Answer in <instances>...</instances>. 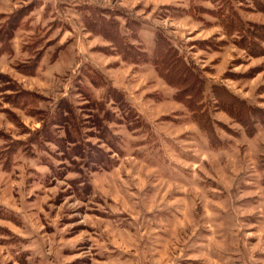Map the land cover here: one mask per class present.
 <instances>
[{"label": "rangeland", "instance_id": "rangeland-1", "mask_svg": "<svg viewBox=\"0 0 264 264\" xmlns=\"http://www.w3.org/2000/svg\"><path fill=\"white\" fill-rule=\"evenodd\" d=\"M232 12L240 33L226 28ZM13 16L0 56V264H111L117 252L202 263L210 246L238 245L243 264H264V0H0V31ZM62 99L82 157L52 126ZM45 121L64 149L38 133ZM97 148L111 167L84 165Z\"/></svg>", "mask_w": 264, "mask_h": 264}, {"label": "trees", "instance_id": "trees-1", "mask_svg": "<svg viewBox=\"0 0 264 264\" xmlns=\"http://www.w3.org/2000/svg\"><path fill=\"white\" fill-rule=\"evenodd\" d=\"M258 7H260V6H258ZM18 20H19L18 25L13 26L16 23V21H18ZM224 22H226V28L229 30V32L237 31V32L240 33V31L243 30L242 20L238 17V14L236 12H232L231 14L228 15V17H225L224 18ZM19 24H20V19L17 16H13L12 18H10L8 20V23H6L4 28H2V30L0 31V56L2 54H6V53L12 54L13 30L16 29L19 26ZM254 36L255 37L256 36H258V37L260 36L264 40V30L255 33ZM118 39L122 40L123 37L122 36H118ZM241 39H243L245 42L247 41L244 37H242ZM240 42L241 43L239 45L243 46L244 44L242 43V41H240ZM248 42H250L249 46L256 47L255 43H252V40H250ZM117 47H118V49L121 52L124 53L123 55H125V56H128V57H133V56H136V55H138V57L144 56L141 52H138L139 50L137 51L139 54L136 53L135 52L136 49L134 47L130 46L129 44H125V43L121 42V43H119L117 45ZM32 49H34V48H32ZM251 50H253V49H251ZM35 51H37V50H35ZM32 52L35 53L34 51H32ZM133 52L136 55H132ZM40 53L41 52H37L31 60H29L28 62L23 64V67H22L23 69L22 70L24 72L29 73V74H35L36 73V70L38 68V64L37 63H38L39 58L41 56ZM164 60H165V64H167V62H166L167 61V56L164 57ZM173 67L176 68L177 72H181L182 73V68L180 66H176V65H173V66L169 65L168 68H166L165 70L166 71H170V72H174ZM166 71H164V72H166ZM182 75H183V73H182ZM108 89H109L110 92L113 91L116 94H118L117 97H119V95H120L121 100L113 98L115 101H117V102L120 101L121 105H122V103L126 105L127 100L124 99L123 94L121 92H119L117 89L110 88V87ZM61 105L62 106H68V102H66V99H62V101L60 102V105L58 104V106H57V111L52 115V121H53L52 126L54 124H57V125H60V126H64V128L66 130V135H67L66 144L69 143L72 146H69V147L66 146L64 153H66L68 157H72L75 153H76L75 156H79V157L81 156L82 157V155L85 154V148L82 147V145L80 144V141L77 138L78 137V132H71V130L68 127L69 122H70V120H68L69 119L68 115H70L73 118V113H72V111L68 110V107L61 108ZM240 108H242V105L239 106L238 110L230 108L231 109L230 112H232L231 114L236 116V117L241 116ZM133 114H135V113H133ZM48 127L49 126H48V124L45 121L43 123V125H42V129L39 130L38 133H40V134L44 133V135L46 136L47 139H51L56 144L60 145L62 149H64V143H62V140H59L56 136H54V134L52 132L45 131L46 128H48ZM107 128L100 127L99 134H98L99 138L104 143H106L108 145V147L113 152H119L117 150V148L115 147V144L112 142L114 139L108 137ZM103 151H102V149L97 148L96 151H95L96 153H94L92 157H90V154H88L89 157L91 158V160L89 162L85 161V158L88 157V156H86V157L83 156L84 165H87L88 167L93 165L94 169H98V168L99 169H106L108 167H111V165H110V161L111 160L109 158L107 160H104L105 159V155L107 153L105 152V150H103ZM95 155H96V158H94ZM111 164L113 165V162ZM76 165L80 166V164L77 163V162H76Z\"/></svg>", "mask_w": 264, "mask_h": 264}, {"label": "crops", "instance_id": "crops-1", "mask_svg": "<svg viewBox=\"0 0 264 264\" xmlns=\"http://www.w3.org/2000/svg\"><path fill=\"white\" fill-rule=\"evenodd\" d=\"M167 247L168 246L163 247L161 251H163ZM235 248H236V246H235ZM235 248H234V246H232L231 248H229L226 251V250H219L218 248H214L213 246H210L208 248L209 257L207 258V260H204V261L201 260L202 263H198V261H194V260H190L192 262H188L187 259H190V258H187V255H184V257H182V252H180V254L178 255V258L174 259L172 264H243L242 260L245 262L244 248L242 246V248L240 250L239 245H238V252L235 251ZM238 254L240 257H238ZM118 255L119 254L117 252V254L114 257L113 262H111L110 259H105L104 261L105 262L109 261V262H111V264H135V262L137 261L136 257L133 259V258H130V256H128V257H125L124 259L123 258L120 259L118 257ZM160 255H167L168 256V252L164 251ZM111 256L112 255L109 254L108 258H110ZM166 264H169V263H166Z\"/></svg>", "mask_w": 264, "mask_h": 264}]
</instances>
